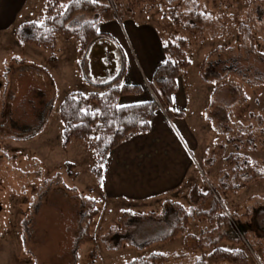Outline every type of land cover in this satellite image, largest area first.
I'll use <instances>...</instances> for the list:
<instances>
[{
    "label": "rangeland",
    "instance_id": "obj_1",
    "mask_svg": "<svg viewBox=\"0 0 264 264\" xmlns=\"http://www.w3.org/2000/svg\"><path fill=\"white\" fill-rule=\"evenodd\" d=\"M29 1L24 12L38 20L47 0ZM97 3L118 18L153 21L165 44L187 41L179 82L193 167L173 194L107 197L89 142L62 145L59 107L105 81L113 57L101 49L107 64L84 69L75 39L59 37L49 51L19 41L22 18L0 28V264H126L153 253L168 256L163 264H194L216 246L264 264V180L254 178L264 173V0H150L133 10L127 0ZM200 193L208 194L202 205ZM216 199L231 218L220 229L196 217L175 240L135 247L169 235L181 210L208 212ZM88 225L91 239L80 246Z\"/></svg>",
    "mask_w": 264,
    "mask_h": 264
},
{
    "label": "trees",
    "instance_id": "obj_2",
    "mask_svg": "<svg viewBox=\"0 0 264 264\" xmlns=\"http://www.w3.org/2000/svg\"><path fill=\"white\" fill-rule=\"evenodd\" d=\"M131 9L149 3L150 0H127ZM111 10V5L92 2V0H47L45 8L38 20L26 22L17 28L16 35L20 42L31 44L49 51L57 49V41L62 37L66 41L77 40L79 43L78 61L85 57L90 46L99 38L109 35L100 32L105 15ZM79 13L92 15L93 18L78 27L72 28ZM187 41L183 38L170 41L163 47L167 57L166 61L159 64L153 82L150 86L155 95V100L129 106H121L120 98L127 95H137L142 92L140 86H129L124 83L125 69L113 80L103 84H90L94 88L88 95L75 91L66 95L60 104L59 114L64 129L62 145L68 147L75 141H88V149L95 157L93 174L99 184H102L104 165L110 153L131 140L137 134L151 131V121L157 111L163 108L167 116L173 117L169 108L172 96L178 91V78L186 70L190 62L187 57ZM92 103L98 109H92ZM183 117L184 112L176 113ZM255 179L264 180V173L256 172ZM208 194H199L202 205ZM223 206L215 200L208 212L194 214L193 216L181 210L176 220L173 231L161 238L140 246L144 249L155 243H166L175 240L187 230L190 219L202 217L211 224H216L220 229L231 218L222 213ZM96 212L89 215V222L96 216ZM91 239L90 225L85 228L84 236L79 241L83 245ZM168 256L153 253L148 258L135 259L126 264H163ZM231 262L233 264H248V256L243 250H229L216 246L208 256L197 258L194 264H220Z\"/></svg>",
    "mask_w": 264,
    "mask_h": 264
},
{
    "label": "crops",
    "instance_id": "obj_3",
    "mask_svg": "<svg viewBox=\"0 0 264 264\" xmlns=\"http://www.w3.org/2000/svg\"><path fill=\"white\" fill-rule=\"evenodd\" d=\"M29 2L0 0V15L5 12V16L0 17V28L6 29L20 18L22 21L19 26L34 21L32 14L24 12ZM80 15L83 14H78L72 28L92 19V16ZM152 22L135 19L134 14L118 18L109 11L100 28V32L109 36L97 39L81 60L84 69L91 67L97 72L107 64L104 53H101V49H105L113 57V71L111 75L101 74L105 81L92 84L109 82L124 68V83L142 88L140 94L121 97V106L155 100L150 84L159 64L164 63L167 57L163 50V35ZM186 105V90L178 78V91L173 94L169 105L173 117L169 118L165 110L160 108L151 121L149 133L135 135L110 153L104 165L101 185L107 197L142 202L173 194L183 186L193 167L190 128L184 111ZM179 112H184V116H178L176 113Z\"/></svg>",
    "mask_w": 264,
    "mask_h": 264
},
{
    "label": "snow or ice",
    "instance_id": "obj_4",
    "mask_svg": "<svg viewBox=\"0 0 264 264\" xmlns=\"http://www.w3.org/2000/svg\"><path fill=\"white\" fill-rule=\"evenodd\" d=\"M92 2H94V3H95V2H97V0H92Z\"/></svg>",
    "mask_w": 264,
    "mask_h": 264
}]
</instances>
